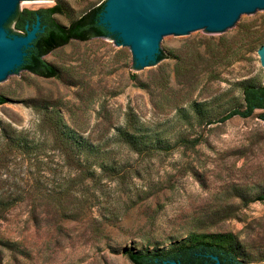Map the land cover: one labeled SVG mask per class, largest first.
<instances>
[{"label": "rangeland", "instance_id": "1", "mask_svg": "<svg viewBox=\"0 0 264 264\" xmlns=\"http://www.w3.org/2000/svg\"><path fill=\"white\" fill-rule=\"evenodd\" d=\"M106 1L16 10L58 6L68 26ZM263 45L264 11L178 34L143 64L112 37L71 40L42 57L54 77L0 80V195L16 196L0 264H132L196 242L264 264L263 111L219 122L264 87Z\"/></svg>", "mask_w": 264, "mask_h": 264}, {"label": "water", "instance_id": "2", "mask_svg": "<svg viewBox=\"0 0 264 264\" xmlns=\"http://www.w3.org/2000/svg\"><path fill=\"white\" fill-rule=\"evenodd\" d=\"M46 1L54 0H0V80L22 65L26 49L41 31L37 18L23 36L11 35L3 27L6 20L19 5ZM118 2H105L98 24L127 44L134 61L141 64L156 60L158 45L178 34L222 29L264 11V0H123L125 10L115 17ZM259 56L264 67V45Z\"/></svg>", "mask_w": 264, "mask_h": 264}, {"label": "trees", "instance_id": "3", "mask_svg": "<svg viewBox=\"0 0 264 264\" xmlns=\"http://www.w3.org/2000/svg\"><path fill=\"white\" fill-rule=\"evenodd\" d=\"M103 6L104 4H101L87 11L68 26L59 25L53 19V15L60 13L58 6L37 10H15L3 26L9 34H25L26 26L30 29L37 18L40 22L41 31L37 33L31 46L26 49V56L22 65L14 72L27 71L44 78L54 77L55 69L42 59L45 54L67 44L71 40L86 41L98 37H112L114 39L112 35L98 24V16ZM10 25L13 27L12 30L9 28ZM161 58V56H158V60ZM242 100L243 106L241 109L230 111L219 122H225L234 116L248 118L255 110L263 111L259 119L264 122V87H245L242 91ZM6 102L7 99L0 95V105ZM158 149L160 151L167 150V148ZM5 200L16 201V196L0 195V219L7 213L6 208L3 207ZM255 200L264 202V194L257 196ZM212 257H217L221 264H239L229 250L206 242L183 245L163 255L137 252L127 254V258L132 264H169V262L179 264H214Z\"/></svg>", "mask_w": 264, "mask_h": 264}, {"label": "bare ground", "instance_id": "4", "mask_svg": "<svg viewBox=\"0 0 264 264\" xmlns=\"http://www.w3.org/2000/svg\"><path fill=\"white\" fill-rule=\"evenodd\" d=\"M38 3H44V2H38ZM123 10H125L124 9V4H123V0H119V2L117 3V5L115 6V17H120L121 14H123ZM128 34L130 35L129 32H128Z\"/></svg>", "mask_w": 264, "mask_h": 264}, {"label": "flooded vegetation", "instance_id": "5", "mask_svg": "<svg viewBox=\"0 0 264 264\" xmlns=\"http://www.w3.org/2000/svg\"><path fill=\"white\" fill-rule=\"evenodd\" d=\"M214 260V259H213ZM217 260H218V258H217ZM219 261V260H218ZM219 263H220V261H219ZM214 264H215V260H214ZM221 264V263H220Z\"/></svg>", "mask_w": 264, "mask_h": 264}]
</instances>
